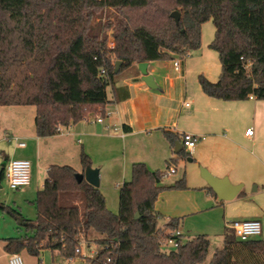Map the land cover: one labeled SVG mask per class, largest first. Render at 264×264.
<instances>
[{
	"label": "trees",
	"instance_id": "trees-1",
	"mask_svg": "<svg viewBox=\"0 0 264 264\" xmlns=\"http://www.w3.org/2000/svg\"><path fill=\"white\" fill-rule=\"evenodd\" d=\"M104 7L116 13L101 23L96 19ZM174 10L180 13L177 23L170 16ZM210 19L215 29L208 46L218 55L220 73L216 81L199 73L201 91L224 101L249 95L264 100V0H0V106H34L35 133L41 137L55 135L89 113L103 116L106 88L124 68L198 49L201 26ZM106 29L113 46L106 43ZM116 60L121 64L115 71ZM163 133L171 147L180 140V134ZM80 149L85 169L90 158ZM188 154L183 146L166 167ZM165 171L133 162L114 213L99 187L76 180L74 167L50 165L32 201L35 219L11 209L30 233L6 237L3 251L24 250L39 258L49 249L66 260L84 257L88 264H264V239L242 241L228 227L209 258L210 240L202 233L162 251L159 241L179 230L181 218L160 226L154 203L162 189L186 187L184 176L161 186ZM90 232L98 238L91 240ZM82 240L96 244L93 257L75 252Z\"/></svg>",
	"mask_w": 264,
	"mask_h": 264
},
{
	"label": "crops",
	"instance_id": "crops-1",
	"mask_svg": "<svg viewBox=\"0 0 264 264\" xmlns=\"http://www.w3.org/2000/svg\"><path fill=\"white\" fill-rule=\"evenodd\" d=\"M195 55L202 61L200 52ZM176 59L147 61V73L154 77L156 88L146 85L138 71V63L124 68L114 83L106 88L108 102L101 122L96 119L99 114L89 113L79 122L60 127L52 136L36 135L34 106L1 105L0 108L6 109H0V115L4 112L24 114L21 109L33 107L27 110L32 119L26 121L25 128L22 121L14 126L0 121V128L3 126L8 139L14 141L11 147L5 148L8 153H5V158L27 159L33 168L29 184L18 190L29 193L28 196H33L30 200H34L35 192L43 187V181L31 189L32 175L42 167L47 171L50 165L65 164L83 172L80 148L89 156L90 166L99 168V184H106L113 178L126 181L133 162L144 163L150 170H159L176 156L175 147L170 146L163 133V130H169L177 135L189 132L198 137L194 148L185 147L193 155L191 161L206 166L213 175L227 176L233 183H243L242 190L246 185L254 184L255 190L264 194V100L210 98L201 91L198 76L194 82L189 81L186 63H182L181 69L180 60V68L175 70L173 63ZM198 65V70H205L204 64ZM185 97H190V105L185 102ZM12 108H17V111ZM19 119L22 120L21 117ZM248 127L254 130L251 136L245 135ZM15 138L24 141L25 145L18 147ZM214 198L218 200L216 196ZM257 200V207L249 212L233 208V219L257 218L263 221L264 201L258 197ZM182 201L171 199L167 206L159 209L162 214L157 211L163 217V223L179 214L176 208L183 206ZM230 221L224 218V228ZM180 232L183 241L192 238ZM98 236L95 232L88 235L91 240ZM221 237L223 241L222 232ZM92 244L96 246L94 241L83 240L82 246L89 248ZM8 256V252L0 255L7 258V264Z\"/></svg>",
	"mask_w": 264,
	"mask_h": 264
},
{
	"label": "rangeland",
	"instance_id": "rangeland-1",
	"mask_svg": "<svg viewBox=\"0 0 264 264\" xmlns=\"http://www.w3.org/2000/svg\"><path fill=\"white\" fill-rule=\"evenodd\" d=\"M116 11L112 8L104 7L102 10V14L99 20L101 23H104L108 19L107 15L110 14L109 20H113V14ZM214 24L211 22V19L204 22L201 26V46L189 52L183 57H179L178 55H174L173 58L181 60V69L182 63L187 64V68L189 69L187 75L189 76V81L194 82L197 77V74L204 71L202 74L204 76L212 77V81H215L219 77L220 73V61L218 55L215 50L209 48V44L214 35ZM111 30L106 29L107 40L109 46L113 45L110 36ZM200 52L202 55V61L197 59L195 54ZM197 62V63H196ZM202 62V63H201ZM204 64L203 68L205 70H198L199 65ZM201 68V69H203ZM206 76V77H207ZM210 80V79H209ZM211 81V80H210ZM185 102L190 105V97H185ZM180 105V102L177 101V106ZM186 107V106H183ZM2 109H6L5 107H1ZM14 111H17V108H12ZM32 110L33 107H24L21 109L22 113H8L4 112L0 115V121L6 124H12L14 126L15 123L22 121V126L25 128L26 121H31L32 116L31 113L28 116L27 110ZM14 114V116H13ZM20 114V115H19ZM19 115V116H17ZM22 120H18L20 118ZM25 121V122H24ZM5 133L4 127L0 128V163L3 162V159L6 157L4 151L5 148L11 147L14 141L10 138L8 139V134ZM230 136V133H229ZM3 151V155L2 152ZM188 153L189 151L186 150ZM188 158H193V155L189 153L184 157H178L176 163L172 164L175 168L174 173H170L168 175L161 177V186L162 185H170L174 183L175 180H178L180 177L184 176V182L186 183L185 188L179 189H170L164 188L160 192L161 196L156 198L154 203V208L159 213L161 212L159 209H162L164 206H167V202L171 199H183V206L181 208H176V213L178 215L171 216L172 218H181L179 223V231L181 230L183 234L189 237H195L198 234H206L210 240V246L208 248L209 256L214 252L213 250L216 247H220L222 245V237L221 232L224 229V218L226 221H230L233 219V208H241L246 212L255 209L258 205V199H262L264 201V194L258 192L254 188V184L246 185L242 190V194L238 195L236 199H233L230 202H222L216 200L205 188V181L201 178L200 175V167H206L202 164H197L194 161H189ZM31 171L33 168L31 167ZM167 169L166 165H163L160 171H165ZM46 169L39 168L37 173H33L32 181H31V189H34L36 185L38 186L41 181L46 176ZM130 178V176H129ZM128 178V179H129ZM126 179V180H128ZM123 184L121 179L113 178L109 180L108 183L104 184L100 182V190L105 194V201L107 209L114 213L118 211L119 201H118V193L119 188ZM1 189H0V205L5 206L4 208L0 207V255L3 254V245L4 239L6 237H20L26 236L30 233L29 230L25 228L24 225H20L16 220L15 214L11 212V209L19 210L21 215H23L27 219H35L36 217V208L34 203L30 200L33 196H28L29 193H22L21 190H13L7 185V181L3 178L1 180ZM32 191V190H31ZM38 191V190H37ZM35 192V196H36ZM102 193V194H103ZM256 197V199H255ZM243 198V199H242ZM32 199V198H31ZM31 201V202H30ZM158 202V205H157ZM158 206V208H157ZM163 217L159 219V225L163 223ZM261 234L258 236L259 238L264 239V220L261 221ZM83 240L79 244V248L81 250V254H88V257H93L95 249L97 246L92 244L89 248L85 245L82 246ZM96 247V248H95ZM24 264H38V260H40L39 264H88L87 259L84 257H80L76 255L72 260H66L61 255L57 253V251H51L49 249H44L40 252L39 258L34 257L26 253L24 250L19 253ZM208 260V259H207ZM0 264H7V258L0 257Z\"/></svg>",
	"mask_w": 264,
	"mask_h": 264
},
{
	"label": "built area",
	"instance_id": "built-area-1",
	"mask_svg": "<svg viewBox=\"0 0 264 264\" xmlns=\"http://www.w3.org/2000/svg\"><path fill=\"white\" fill-rule=\"evenodd\" d=\"M113 46V45H111ZM251 62H247L245 68H249ZM175 70L180 68V59H176L173 63ZM104 70L100 69V74H103ZM249 98H254L253 95H249ZM97 121L101 122L103 116L100 114L97 116ZM253 128L248 127L245 131V135H252ZM198 137L194 136L189 132H181L180 133V143L182 146H185L188 149L194 148ZM16 145L18 147L24 146V141H18L17 138ZM3 178L7 181V185L13 189L18 190L21 187L29 184L30 177H31V168L30 162L27 159L20 158V159H7L4 167H3ZM175 168L170 166L166 169L163 173V176L168 175L170 173H174ZM227 227L235 233L236 237L242 241L249 240L253 237H258L261 234V222L257 218H250V219H233L232 221L228 222ZM182 234L178 229L171 230L168 233V236L164 237L159 241L160 249L163 251H170L174 250L178 247L181 243ZM81 253L79 247L75 249V252ZM95 253V252H94ZM83 256H87L88 254H81ZM8 264H24L22 261L21 256L18 253L9 254ZM109 260V259H108Z\"/></svg>",
	"mask_w": 264,
	"mask_h": 264
},
{
	"label": "water",
	"instance_id": "water-1",
	"mask_svg": "<svg viewBox=\"0 0 264 264\" xmlns=\"http://www.w3.org/2000/svg\"><path fill=\"white\" fill-rule=\"evenodd\" d=\"M170 16L173 18L174 22L177 23L180 18V13L177 10H174ZM121 64L120 60H116L115 62V71L119 68ZM147 61H141L137 64V68L139 73L141 74L142 79L145 81L146 85L150 88H156V83L154 81V77L147 73ZM174 150L176 153L183 147L180 141L174 142ZM190 161L191 159L188 158ZM7 159L4 158L3 162L0 163V189L1 180L3 174V167L6 163ZM200 175L203 181L206 182L207 186L212 190L215 194L216 198L219 201H231L234 197L238 195V193L243 188V183H233L231 182L227 176L218 177L216 175L211 174V172L206 168L200 167ZM75 178L77 181H81L82 179L86 181L88 184H92L95 187H99V168L94 166H86L83 172H76ZM133 218L138 219V212H135Z\"/></svg>",
	"mask_w": 264,
	"mask_h": 264
}]
</instances>
